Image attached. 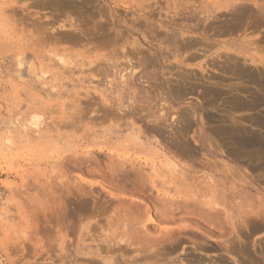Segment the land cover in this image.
Returning a JSON list of instances; mask_svg holds the SVG:
<instances>
[{
  "label": "rangeland",
  "instance_id": "obj_1",
  "mask_svg": "<svg viewBox=\"0 0 264 264\" xmlns=\"http://www.w3.org/2000/svg\"><path fill=\"white\" fill-rule=\"evenodd\" d=\"M255 1L0 0V264H264Z\"/></svg>",
  "mask_w": 264,
  "mask_h": 264
},
{
  "label": "bare ground",
  "instance_id": "obj_2",
  "mask_svg": "<svg viewBox=\"0 0 264 264\" xmlns=\"http://www.w3.org/2000/svg\"><path fill=\"white\" fill-rule=\"evenodd\" d=\"M233 1H234V0H233ZM235 1H237V0H235ZM246 1H247V0H246ZM254 1H255V0H254ZM255 2H256V1H255ZM228 5H230V3H228ZM257 5H258V4H257ZM237 6H240V5H237ZM237 6H236V7H237ZM248 6H249V5H248ZM250 7H251V6H250ZM261 8H264V7H261ZM251 10H252V9H251ZM228 11H229V10H228ZM230 11H231V10H230ZM254 11H255V10H254ZM243 13H244V12H243ZM243 13H242V15H243ZM245 13H246V12H245ZM245 13H244V14H245ZM146 14H147V13H146ZM251 15H252V14H250V16H251ZM263 15H264V14H263ZM237 17H238V16H237ZM213 18H214V17H213ZM233 18H234V17H233ZM243 18H244V16H243ZM231 19H232V18H231ZM234 19H235V18H234ZM197 20H198V19H197ZM235 20H236V19H235ZM235 20H234V21H235ZM239 20H240V19H239ZM239 20H238V21H239ZM229 21H230V20H229ZM231 21H232V20H231ZM240 22H241V21H240ZM238 23H239V22H238ZM230 24H232V23H230ZM239 24H241V23H239ZM155 25H156V24H155ZM259 25H260V24H259ZM1 26H2V25H1ZM211 26H212V25H211ZM238 26H239V25H238ZM243 27H244V26H243ZM258 27H259V26H258ZM223 28H224V27H223ZM249 28H250V27H249ZM251 28H252V27H251ZM157 29H158V28H157ZM174 29H175V28H174ZM234 29H236V27H235ZM231 30H232V29H231ZM239 30H240V29H239ZM174 31H175V30H174ZM162 32H163V31H162ZM228 32H230V31H228ZM158 33H159V32H158ZM176 34H177V33L174 32V36H175ZM180 34H181V33H180ZM183 34H184V33H183ZM169 35H170V34H169ZM174 36H173V39H172V40H174V38H175ZM178 36H179V34H178ZM159 38H160V37H159ZM170 38H171V37H170ZM177 38H178V37H177ZM177 38H176V39H177ZM179 40L181 41V39H179ZM179 40H178V42H180ZM205 41H206V40H205ZM246 42H247V41H246ZM248 42H249V41H248ZM173 43H174L175 46H176L177 41L174 40ZM170 44H171V43H170ZM185 44H186V43H185ZM196 44H197V43H196ZM198 44H199V42H198ZM204 44H205V43H204ZM137 45L139 46V44H137ZM207 45H208V44H207ZM138 46H137V47H138ZM173 46H174V45H173ZM194 46H195V45H194ZM210 46H211V45H210ZM210 46H209V47H210ZM182 47H183V45H182ZM200 47H201V46H200ZM209 47H208V48H209ZM183 48H184V47H183ZM210 48H212V47H210ZM180 49H181V48H180ZM180 49H179L177 46L175 47V50H173V47L171 48V50H173L174 52L176 51L177 53H179ZM184 49H185V48H184ZM186 49H187V48H186ZM199 49H200V48H199ZM199 49H197V50L199 51ZM182 50H183V49H182ZM192 50H193V49H192ZM208 50H209V49H208ZM237 50H238V49H237ZM250 50H251V49H250ZM201 51H202V50H201ZM206 51H207V50H206ZM209 51H210V50H209ZM252 51H253V50H252ZM174 52L172 53L173 55H174ZM184 52H186V51H184ZM184 52H183V53H184ZM188 52H189V51H188ZM212 52H213V51H212ZM227 52H228V51H227ZM191 53H192V52H191ZM254 53H255V52H254ZM132 54H133V53H132ZM175 54H176V53H175ZM194 54H195V53H194ZM194 54H193V55H194ZM197 54H198V53H197ZM197 54H196V55H197ZM252 54H253V53H252ZM176 55H178V54H176ZM180 55H181V53H180ZM187 55H188V54H187ZM190 55H191V54H190ZM216 55H217V54H216ZM129 56H130V55H129ZM178 56H179V55H178ZM197 56H198V55H197ZM199 56H200V55H199ZM199 56L197 57L198 59H199ZM203 56H204V55H203ZM62 57H63V56H62ZM162 57H163V56H162ZM171 57L174 58V56H171ZM175 57H176V56H175ZM180 57H181V56H180ZM188 57H189V56H187V58H188ZM200 57H201V56H200ZM221 57H222V56L220 55L219 58H221ZM128 58H129V57H128ZM195 58H196V57H195ZM195 58H192V59H195ZM251 58H252V57H251ZM65 59H66V58H65ZM65 59H64V58H60L59 60H60V61L62 62V64H63V63L66 62ZM143 59H144V58H143ZM143 59H142V60H143ZM150 59H151V58H150ZM165 59H167V58L165 57ZM188 59H189V58H188ZM190 59H191V58H190ZM227 59H228V58H227ZM227 59H226V60H227ZM235 59H236V58H235ZM126 60H127V59H126ZM255 60H256V59H255ZM52 61H53V60H52ZM130 61H131V60H130ZM146 61H147V60H146ZM152 61H153V60H152ZM165 61H166V60H165ZM167 61H169V58L167 59ZM185 61H186V59H185ZM20 62H21V61H20ZM61 62H60V63H61ZM148 62H149V61H148ZM169 62H170V61H169ZM181 62H183V61H181ZM218 62H219V61H218ZM225 62H226V61H225ZM228 62H229V61H228ZM230 62H231V60H230ZM236 62H237V61H236ZM60 63H59V64H60ZM131 63H132V62H131ZM136 63H137V62H136ZM143 63H144V62H143ZM220 63H221V62H220ZM231 63H234V62H231ZM231 63H230V64H231ZM260 63L264 64V61H261ZM144 64H145V63H144ZM144 64H143V65H144ZM146 64H147V63H146ZM164 64H165V63H164ZM230 64H228V65L230 66ZM240 64H241V63H240ZM127 65H128V64H127ZM137 65H139V63H138ZM117 66H118V65H117ZM141 66H142V65H141ZM224 66H225V64H224ZM233 66H234V65H233ZM237 66H238V65H237ZM136 67H137V66H136ZM168 67H169V66H168ZM198 67H200L201 69L203 68V67H201V66H198ZM220 67H221V66H220ZM225 67H226V66H225ZM230 67H231V66H230ZM139 68H140V67H139ZM169 68H170V67H169ZM213 68H214V67H213ZM228 68H229V67H228ZM233 68H234V67H233ZM235 68L238 69V67H235ZM235 68H234V70H235ZM240 68H241V67H240ZM242 68H243V67H242ZM182 69H183V68H182ZM230 69H231V68H230ZM244 69H245V68H244ZM171 70H173V69H171ZM231 70H232V69H231ZM105 71H106V70H105ZM115 71H116V70H115ZM132 71H133V70H132ZM152 71H153V70H152ZM188 71H189V70H188ZM205 71H206V70H205ZM235 71H236V70H235ZM237 71L239 72V70H237ZM237 71H236V72H237ZM246 71L249 72V71L247 70V68H246ZM246 71H243L242 69H240V73H241V72H242V73L244 72L243 74H245ZM260 71H262V70H260ZM140 72H141V71H140ZM142 72H143V69H142ZM145 72H147V71H145ZM169 72H170V71H169ZM185 72H186V71H185ZM191 72H192V71H191ZM191 72H190V73H191ZM228 72H229V71H228ZM247 72H246V73H247ZM250 72H251V71H250ZM113 73H114V72H113ZM133 73H135V72H133ZM150 73H151V72L148 73L149 76H150ZM171 73H172V72H171ZM252 73H253V72H252ZM168 74H169V73H168ZM168 74H167V75H168ZM194 74H195V73H194ZM208 74H209V73H208ZM131 75H132V74H131ZM142 75L144 76V74H142ZM179 75H180V74H179ZM202 75H203V74H202ZM209 75H210V74H209ZM248 75H249V74H248ZM138 76H139V75H138ZM138 76H137V77H138ZM143 76H142V77H143ZM146 76H148V75L146 74ZM146 76H145V78H146ZM157 76H158V75H157ZM211 76H213V75L211 74ZM215 76H216V75H215ZM258 76H259V75H258ZM263 76H264V75H263ZM41 77H45V78H46V77H47V74H43ZM126 77H127V76H126ZM126 77H125V78H126ZM132 77H133V76H132ZM139 77H140V76H139ZM151 77H152V76H151ZM153 77H154V76H153ZM181 77H182V76H181ZM207 77H208V76H207ZM246 77H247V76H246ZM248 77H249V76H248ZM250 77H251V76H250ZM123 78H124V75H123ZM210 78H212V77H210ZM219 78H220V76H219ZM233 78H234V77H233ZM259 78H260V77H259ZM259 78H258V79H259ZM261 78H262V76H261ZM134 79H135V78H134ZM143 79H144V78H143ZM146 79L149 80V77L146 78ZM179 79H180V78H179ZM192 79H193V78H192ZM256 79H257V78H256ZM153 80H154V79H153ZM180 80H181V79H180ZM124 81H125V80H124ZM149 81H150V80H149ZM167 81H168V80H167ZM176 81H177V80H176ZM183 81H184V80H183ZM183 81H181V82H183ZM196 81H198V80H196ZM202 81H203V80H202ZM140 82H141V81H140ZM178 82H179V81H178ZM185 82H186V81H185ZM143 83H144V82H143ZM146 83H147V82H146ZM179 83H180V82H179ZM179 83H178V84H179ZM201 83H202V82H201ZM148 84H149V83H148ZM169 84H170V81H169ZM192 84H193V83H192ZM199 84H200V83H199ZM190 85H191V84H190ZM195 85H196V84H195ZM216 85H217V84H216ZM177 86H178V85H177ZM191 86H192V85H191ZM224 86H225V85H224ZM226 86H227V85H226ZM133 87H134V86H133ZM179 87H181V86H179ZM222 87H223V86H222ZM171 88H172V87H171ZM173 88H174V87H173ZM176 88H177V87H176ZM176 88H175V89H176ZM260 88H261V87H260ZM178 89H179V88H178ZM150 90H151V89H150ZM180 90H181V89H180ZM180 90H179V91H180ZM194 90H195V89H194ZM213 90H214V88H213ZM251 90H252V89H251ZM211 91H212V90H211ZM254 91H255V90H254ZM172 92H173V91H172ZM207 92H208V91H207ZM209 92H210V91H209ZM251 92H252V91H251ZM135 93H136V92H135ZM180 93H181V92H179V94H180ZM187 93H188V92H187ZM204 93H206V92H204ZM214 93H217V92H213L212 94H214ZM158 94H159V93H158ZM162 94H163V93H162ZM231 94H232V93H231ZM246 94H248V93L246 92ZM246 94H245V95H246ZM227 95H228V94H227ZM213 96H214V95H213ZM220 96H222V95H220ZM238 96H239V95H238ZM238 96H237V97H238ZM250 96H251V95H250ZM217 97H218V96H217ZM247 97H249V96L247 95ZM180 98H181V97H180ZM208 98H209V97H208ZM214 98H215V97H214ZM218 98H219V97H218ZM250 98H251V97H250ZM224 99H225V98H224ZM228 99H229V98H228ZM251 99H252V98H251ZM235 100H236V99H235ZM235 100H234V101H235ZM240 100H241V98H240ZM236 101H237V100H236ZM209 102H211V101H209ZM212 102H214V101H212ZM242 102L244 103V101H242ZM239 103H240V102H239ZM214 104H215V103H214ZM231 104H233V103H231ZM234 104H238V102H237V103H234ZM241 104H242V103H241ZM252 106H255V105H252ZM230 107H231V105H230ZM232 107H233V106H232ZM232 107H231V108H232ZM246 107H247V106H246ZM246 107H245V108H246ZM243 108H244V107H243ZM251 108H252V107H251ZM248 109H249V108H248ZM133 111H134V110H133ZM177 112H178V111H177ZM138 113H139V112H138ZM185 113H186V111H185ZM185 113H184V114H185ZM132 114H133V112H132ZM133 115H135V114H133ZM175 115H176V114H175ZM179 115H180V114H179ZM188 115H190V114H188ZM190 116H191V118H193L192 115H190ZM190 116H189V118H190ZM35 117H36V116H35ZM37 117H40V116H37ZM142 118H143V117H142ZM142 118H140V119H142ZM175 118H176V117H175ZM178 118H179V117H178ZM189 118H188V120H189ZM210 118H211V116H210ZM40 119H41V117H40ZM31 120H32V119H31ZM33 120H34V119H33ZM143 120H145V119H143ZM179 120H180V119H179ZM251 120H252V119H251ZM251 120H250V121H251ZM259 120H260V119H259ZM141 121H142V120H141ZM169 121H170V119H169ZM155 122H156V121H155ZM176 122H178V121H176ZM217 122H218V121H217ZM180 123H181V122H180ZM182 123H183V122H182ZM238 123H239V122H238ZM257 123H259V121H258ZM257 123H256V124H257ZM239 124H240V123H239ZM32 125H33V127H34V132H35V133L39 132V124H38V119H37V118H35V122H33ZM262 125H263V124H262ZM262 125L259 124V126H262ZM228 126H229V125H228ZM263 126H264V125H263ZM168 127H169V126H168ZM188 127H189V126H188ZM220 127H221V126H220ZM40 128H41V127H40ZM153 128H154V127H153ZM155 128H156V127H155ZM163 128H164V127H163ZM189 128H190V127H189ZM211 128H212V127H211ZM255 128H256V127H255ZM242 129H243V128H242ZM244 129H245V128H244ZM244 129H243V130H244ZM246 129H247V128H246ZM215 130H216V129H215ZM250 130H251V129H250ZM32 131H33V128H32ZM217 131H218V130H217ZM244 131H245V130H244ZM247 131H248V130H247ZM251 131H252V130H251ZM163 132H164V131H163ZM248 133H250V132H248ZM224 134H225V133H224ZM224 134H223V135H224ZM263 135H264V134H263ZM35 136H36V135H35ZM9 137H10V136H9ZM254 137H255V136H254ZM1 138H3V137H1ZM249 139H250V137H249ZM245 140H246V139H245ZM172 141H173V140H172ZM243 141H244V140H243ZM249 141H250V143H251V140H249ZM263 141H264V140H263ZM173 142H174V141H173ZM12 143H13V142H12V138H11V139H10V138H7V139L4 138V140L1 141V144H0V145L3 144V145H5V146H6V145L8 146L9 144H12ZM253 144H255V143H253ZM3 145H2V146H3ZM189 145H190V144H189ZM9 147H10V146H9ZM181 147H182V146H181ZM1 148H2V147H1ZM6 149H7V148H6ZM258 150H259V149H258ZM169 162H170V161H169ZM167 166H169V165H167ZM215 210H216V209H215ZM202 215H203V214H202ZM171 216H172V215H171ZM157 221H158V220H157ZM160 222H161V221H160ZM166 223H167V222H166ZM229 248H230V247H229ZM214 251H215V250H214ZM244 254H245V253H244ZM195 262H196V261H195ZM197 264H198V262H197Z\"/></svg>",
  "mask_w": 264,
  "mask_h": 264
}]
</instances>
